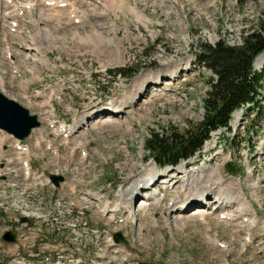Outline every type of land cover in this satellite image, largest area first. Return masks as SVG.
<instances>
[{"label":"rangeland","instance_id":"1","mask_svg":"<svg viewBox=\"0 0 264 264\" xmlns=\"http://www.w3.org/2000/svg\"><path fill=\"white\" fill-rule=\"evenodd\" d=\"M15 1L29 4L30 8L9 4L11 9L13 5L27 15L24 20H16L19 35L11 37L13 32L7 25L10 20L1 19L0 93L37 115L44 109L42 102H58L57 115L61 118H75L74 121L83 117L87 126L79 127V134L88 142L84 159L77 149L68 152L73 138L67 144L61 137L52 143L57 155L51 152L53 146L46 149L42 141L32 146L33 172L43 169L45 174L54 166L61 167L66 180L55 187L11 173H6L4 179L0 175V264H264V61L252 62L253 68L263 74L259 103L235 109L228 122L230 128L212 131L187 161H179L177 167L155 165L156 170L143 147L150 130H183L201 118L202 97L211 72L197 63L195 51L200 43L212 44L218 39L236 43L244 33L264 25V0H62V6L52 7L41 6L39 0ZM64 11L67 22L60 23V13ZM61 17L66 18L64 13ZM29 34L37 35L46 59L45 63H34L32 70L28 45H24L26 49L17 45L21 36L28 44ZM4 38H10L17 51L18 62L11 54V67H18L20 76L9 72L2 49ZM18 53H22L20 57ZM263 54L264 49L260 55ZM120 67L123 70H118ZM157 79L158 83L153 82ZM21 83L24 85L19 86ZM22 91L29 101L22 97ZM101 91H107L110 99L122 98L121 94L128 99L139 95H134L123 112L113 113L116 118H87L93 112L82 115ZM116 105L112 103L110 107ZM37 135L34 130L25 140L31 144ZM180 163H188V170ZM74 164L83 181H76ZM204 165L217 168L224 187L227 181L234 180L230 186L252 205L255 224L242 225L238 221V227H230L224 218L216 217L209 203L205 208L194 207L200 209L195 211L165 209L173 205L168 202L175 191L183 193L178 188L181 181L175 179L170 184L164 182L165 188L169 185L166 196L156 204L148 200L142 208L138 206L140 202L127 199L132 190L136 192L135 180L151 167L159 174L155 182H162L164 171L169 175L179 168L192 171ZM194 176L195 173L189 177ZM180 178L186 179L184 174ZM235 180H239L238 185ZM68 183H76L75 193L67 190ZM213 189L210 196L216 194V187ZM96 191L110 203L122 202L113 216L123 215L127 224L118 226L111 217L98 214L99 206L90 199ZM220 191L223 193L224 188ZM158 192L160 189L154 195ZM143 193L148 194L149 189ZM207 196L205 200L198 199L201 203L213 199ZM80 203L88 207L85 218L97 228V236L80 228L81 222L73 213ZM132 208L135 213L128 214ZM23 216L26 220L20 221ZM100 228L121 229L125 241L111 244ZM6 229L15 232L13 241L1 238ZM91 237L97 241L87 242ZM213 237L221 238L228 246H217Z\"/></svg>","mask_w":264,"mask_h":264},{"label":"trees","instance_id":"2","mask_svg":"<svg viewBox=\"0 0 264 264\" xmlns=\"http://www.w3.org/2000/svg\"><path fill=\"white\" fill-rule=\"evenodd\" d=\"M263 47V24L244 33L237 43L228 44L222 39L212 44L200 43L195 52L196 60L215 75L206 80L208 87L202 97L201 118L183 130H150L143 140L145 151L158 164L175 163L180 158H187L201 146L211 130L221 126L228 128L233 109L247 103L251 106L256 104L262 72L253 69L251 61Z\"/></svg>","mask_w":264,"mask_h":264},{"label":"bare ground","instance_id":"3","mask_svg":"<svg viewBox=\"0 0 264 264\" xmlns=\"http://www.w3.org/2000/svg\"><path fill=\"white\" fill-rule=\"evenodd\" d=\"M41 1L44 2V0H41ZM61 3H64V2L62 0L45 1V4H47L51 7L53 5L54 6H56V5L62 6ZM27 5H29V4H27ZM12 9H18V8H16L15 6L12 5ZM12 13L10 15H12L14 17H17V16L21 17L22 16V13L20 12V10H17L15 13L12 11ZM27 22H30L29 19L27 20ZM18 29H14L13 31L19 32ZM26 37L28 39V44H25V45H28L26 48L27 49H33L35 51L34 52L35 54H33V53L30 54V57L32 58L31 61L33 62L32 63L33 65L31 67V70H32L33 68H35L34 63H36V62L45 63L46 59H44L43 53L40 51L39 47L36 45L37 44V39H36L37 35L36 34L35 35L29 34ZM9 50L13 53L11 48H9ZM36 51H38V53ZM260 54L261 53L258 54L259 56L257 55L255 57V59H256L255 63H259V62L262 63L264 61V54L263 55H260ZM134 95H131L129 97V99L122 97L120 100H122V99L123 100L120 103H118V105H116V107H118L116 109H120V105H122L123 107L119 111V112H122L125 109V107L130 105L131 100L133 99ZM11 99H13V98H11ZM119 112H115L114 114H118ZM83 124H85V122L83 121V117L78 118V119L74 120V122L69 126L68 130L71 131L75 127H77L79 125H83ZM61 126H63V125L59 124L60 128H61ZM178 170L179 171H177V169L173 170L174 173L169 174V175L167 174V171H164L163 173H161L162 175H164V177L161 178L162 182L169 183V184L173 179H175L176 181H179V177L181 174H184V177H186L185 180L180 179L181 184H180L179 188L181 190H183V193L179 192V194H178L175 191V195H173V197H171V199H170V203H173V205L171 207H167L168 209H172L173 207H177L180 209L182 204H183V206H185L187 204H192L193 201H194L193 204H199L203 200V197L206 194H208L211 191V189H212V191L214 190L213 187L215 186L216 187V194L214 195L213 199L207 200V203L210 204L211 208L218 209L219 213L223 212L220 209H226V212L224 213V215H227L228 218L233 220L235 223L238 222V218H240L241 221H243V222L247 221L249 223H252L253 221H255L254 217H255L256 213L254 210L250 209L251 207L249 206V202H248L246 196L241 194V193L237 194L235 188H232L230 186L232 184V181H234V180L227 181L226 187H224L222 185L223 181L221 180V176H220L217 168L214 169L212 167H208V166L206 167L204 165V166H201V167H198L197 169H195L196 171L195 170L185 171L184 169L182 170L180 168ZM186 170H188V169H186ZM191 173H193V174L195 173V176L192 179L189 177L190 175H193ZM157 175H159L157 173V171L153 170V167H151L148 170H145L143 173H141V175L135 180V182L138 183L137 186L139 184H140V186H142V187H140V189L146 188L147 184L151 183ZM212 180H213V182H212L213 185H210ZM216 181H218V183L215 185ZM236 182H237L236 184L238 185L239 181H236ZM137 186L135 188L139 189V188H137ZM251 186H253V185L251 184ZM221 188H224L223 193H222V191H220ZM158 194H159V192H158ZM158 194H156L155 197L152 199L154 204L156 203L157 200H159V199L162 200V198H163V196L160 197V196H158ZM97 197L98 196H94V198H97ZM198 198H201L202 200L198 199ZM211 204H212V206H211ZM219 213H218V216H219Z\"/></svg>","mask_w":264,"mask_h":264},{"label":"water","instance_id":"4","mask_svg":"<svg viewBox=\"0 0 264 264\" xmlns=\"http://www.w3.org/2000/svg\"><path fill=\"white\" fill-rule=\"evenodd\" d=\"M36 124L33 116H29L26 109L19 105L12 99L5 98L0 94V127L6 129L17 137L25 135L30 127ZM24 217H21V220ZM2 237L6 240L13 239V233L6 230L3 232ZM115 241L121 238L119 232L113 234Z\"/></svg>","mask_w":264,"mask_h":264}]
</instances>
